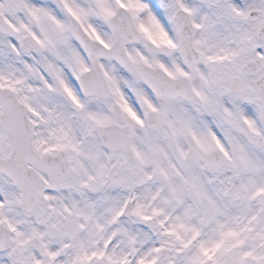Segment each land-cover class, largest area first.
<instances>
[{"label": "snow or ice", "instance_id": "1", "mask_svg": "<svg viewBox=\"0 0 264 264\" xmlns=\"http://www.w3.org/2000/svg\"><path fill=\"white\" fill-rule=\"evenodd\" d=\"M0 264H264V0H0Z\"/></svg>", "mask_w": 264, "mask_h": 264}]
</instances>
